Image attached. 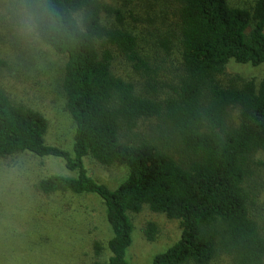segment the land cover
Returning <instances> with one entry per match:
<instances>
[{
    "label": "trees",
    "instance_id": "trees-1",
    "mask_svg": "<svg viewBox=\"0 0 264 264\" xmlns=\"http://www.w3.org/2000/svg\"><path fill=\"white\" fill-rule=\"evenodd\" d=\"M0 8L13 49L44 46L64 59L58 85L73 122L71 152L46 144L48 121L11 100L0 58V159H61L74 176L39 178L35 191L102 201L110 238L93 243V264H131L130 214L144 209L180 231L151 264H264V78L226 71L230 62L264 65V0H0ZM88 157L123 168L124 180L113 190L99 183ZM158 231L147 222L146 240Z\"/></svg>",
    "mask_w": 264,
    "mask_h": 264
},
{
    "label": "rangeland",
    "instance_id": "rangeland-1",
    "mask_svg": "<svg viewBox=\"0 0 264 264\" xmlns=\"http://www.w3.org/2000/svg\"><path fill=\"white\" fill-rule=\"evenodd\" d=\"M4 15L0 8V58L8 61L10 69L2 72L1 83L12 101L46 118V144L71 152L73 122L64 108L57 77L64 59L44 46L13 49L9 26L1 19ZM226 71L256 81L264 78V65L230 62ZM84 166L91 177L111 190L125 178L123 168L103 167L89 157L84 159ZM55 174L74 176L58 158L25 153L0 159V192L5 191L2 194L7 206L0 210V264H93V243L100 241L105 246L110 238L104 205L96 196H56L48 201L35 191L33 186L39 178ZM130 219L132 244L126 257L131 264H151L154 256L179 239L178 223L162 214L144 209L130 214ZM150 221L159 229L154 242H148L144 235ZM106 257L104 252L102 259Z\"/></svg>",
    "mask_w": 264,
    "mask_h": 264
}]
</instances>
